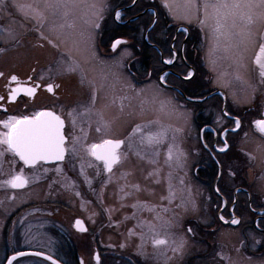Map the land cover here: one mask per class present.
Returning a JSON list of instances; mask_svg holds the SVG:
<instances>
[{"label":"flooded vegetation","instance_id":"1","mask_svg":"<svg viewBox=\"0 0 264 264\" xmlns=\"http://www.w3.org/2000/svg\"><path fill=\"white\" fill-rule=\"evenodd\" d=\"M128 1L91 20L84 43L89 50L80 59L66 50L63 36L49 35L54 29L62 33L63 22L44 19L37 27L36 12L24 0H0V133L10 117L52 112L64 121L67 149L63 161L33 169L0 146L2 264L25 252L44 253L62 264H103L107 256L112 264L114 257L104 253L116 249L117 219L132 221L123 232L151 233L144 238L152 248L159 247L155 238L166 239L165 256L175 240L159 234L175 230L180 201H187L189 237L194 244L204 237L205 252L213 251L209 264H264V133L256 126L264 120V77L255 63L264 25L251 26L248 38L229 20L231 37H218L214 21L204 23L205 0H192L199 11L156 39L141 35V29L147 30L150 17L154 28L167 23L163 12L153 1ZM17 4L26 7L21 11ZM5 28H11L12 42L4 43ZM115 41L121 43L113 50ZM169 59L174 63H165ZM115 70L123 75V99L137 114L120 136L113 124ZM186 73L193 74L191 80L183 78ZM152 80L173 97L176 137L164 158L161 143L148 141L152 133L143 99ZM105 140L122 142L121 162L111 173L86 151ZM225 140L227 150L218 152ZM153 154L164 159L157 172L163 195L148 209L146 161ZM21 172L30 179L28 187L3 184ZM25 258L52 264L34 256L13 264Z\"/></svg>","mask_w":264,"mask_h":264},{"label":"rangeland","instance_id":"2","mask_svg":"<svg viewBox=\"0 0 264 264\" xmlns=\"http://www.w3.org/2000/svg\"><path fill=\"white\" fill-rule=\"evenodd\" d=\"M146 2L153 1L154 6L158 7V11H161L165 15L164 19H167V23L164 21L159 23L156 28L154 26L148 31L149 27H142L141 35L155 36L156 39L167 37V34H172L170 27L174 23L188 21L193 12H188L185 9V5L189 3V0H144ZM214 2V0H213ZM23 3V2H22ZM24 3L30 6L36 12L35 23L39 27L40 23L45 19L50 24L59 25L64 23V28L61 33L59 29H54V33L50 32V36H63L66 43L68 52H72L73 55H77L80 59L87 57L88 48L86 47L85 40L91 35L90 25L91 20L102 19L104 10H114L119 7L123 2L121 0H24ZM67 4L68 7H46L47 4ZM135 3V1H134ZM133 3V4H134ZM192 3V0H191ZM95 5V7L93 6ZM160 8V9H159ZM115 16H119L116 11ZM112 15V14H111ZM162 16V15H161ZM120 19V16H119ZM117 20V19H116ZM153 23V22H152ZM152 25V24H151ZM6 36L4 43H9L14 40L12 37L11 28H5ZM147 31V34H146ZM35 34V33H33ZM152 36V37H153ZM11 53V48L6 50ZM167 61V60H166ZM114 78H110L111 84L114 85V98L116 105L114 107L113 124L117 136H120L125 128L128 129V125L133 119H135L136 111L135 106L129 104L123 99V90L121 87L124 80L119 75V71L114 72ZM161 77V76H160ZM121 78V79H120ZM162 81V80H161ZM166 79L162 81L164 83ZM101 83H106L105 81ZM99 83V84H101ZM107 84V83H106ZM102 86V85H101ZM107 87V86H106ZM104 89V87H102ZM107 92V91H106ZM133 99L138 100L133 97ZM172 92L166 87L162 86L157 80L148 81L146 87V96L143 99L145 115L147 119L148 131L152 133V143H161L163 149V158L167 154L168 150L173 149V144L176 135L174 132V113L172 104ZM136 102V101H132ZM139 105V104H136ZM134 106V108H133ZM159 133V135H157ZM154 134V135H153ZM159 157V156H158ZM155 154L148 155L146 161L147 177L145 178L146 196H147V208H150L151 203L159 201L162 193V186L160 179L157 176V172L161 169V165L164 159L158 158ZM162 162H161V161ZM178 211V225L174 226V231L169 233L161 232L159 235L168 236L174 238L172 248L166 252V249L159 246L152 248L150 242L146 238H149L151 233H141L140 231L123 232V228L130 226L132 221H124L123 219L116 220V249L111 253L113 259L112 264H209V258L213 251L205 252L208 247L202 243V238L197 237V244L193 242L189 237L186 230L188 223L187 220V201H180ZM165 216V215H164ZM177 216V215H176ZM168 218L165 216L164 221ZM154 223L148 222V227H154ZM173 232V233H171ZM150 234V235H149ZM185 241V245L180 251H173L180 241ZM200 240V242H199ZM1 245V241H0ZM3 251H0V264H2ZM203 253L200 256V253ZM147 257L146 258V255ZM106 260L103 264H110L109 259L105 256ZM157 260V261H156ZM18 264H34L32 259L25 258Z\"/></svg>","mask_w":264,"mask_h":264},{"label":"snow or ice","instance_id":"3","mask_svg":"<svg viewBox=\"0 0 264 264\" xmlns=\"http://www.w3.org/2000/svg\"><path fill=\"white\" fill-rule=\"evenodd\" d=\"M93 6L95 7V5ZM16 7L23 11L26 6L17 4ZM46 7L67 8L68 5L56 3L47 4ZM203 8L204 23H207L211 18L214 21V31L218 37H231L232 32L229 29V20H231V28H239L240 34L248 38L252 37L251 26L256 24L264 25V0H214V2L205 0ZM185 9L188 12L199 11V7L191 3V0L185 5ZM209 9H211V12H209ZM116 18L119 19V16L117 15ZM120 43L121 41H115L113 50ZM165 63L172 64L174 61L169 59ZM255 63L260 69V75L264 77V44H261L259 47V53L256 56ZM192 75V73H186L183 78L185 80H191ZM165 76H167V73L161 76L160 79L163 81ZM12 80L15 81L16 77H12ZM32 91L33 89H28L29 94ZM49 91H51V88H49ZM73 123L75 124V119ZM239 123L240 121L236 119L235 124L237 127ZM63 126L64 121L52 112L42 111L35 113L31 117H10L2 122V127L6 131L0 133V146H6V151L13 153L23 161L24 165L33 169L41 164V162L48 164L63 161L67 151L64 147L65 137L62 134ZM256 126L260 132L264 133V120L256 121ZM152 140V135H149L148 141L151 143ZM121 144L122 142L120 141L105 140L103 144H92L86 151L97 161H102L106 170L111 173L113 166L121 162V156L117 151ZM207 147V144H205V148ZM226 150L227 141L225 140L224 147L218 148L217 151L225 152ZM0 155H2V152H0ZM169 159H171V152L169 153ZM216 163L219 164V161H216ZM29 183L30 179L23 172L15 174L3 182L4 185L14 190L26 188ZM216 191H220L219 187L216 188ZM232 223H239V221L233 219ZM79 224L80 222L78 221V227ZM188 231L191 232L192 229L189 228ZM153 243L155 246H163L168 242L164 238H155ZM185 243V241L181 240L179 245L173 248V251L182 250ZM98 259L99 257H97Z\"/></svg>","mask_w":264,"mask_h":264},{"label":"water","instance_id":"4","mask_svg":"<svg viewBox=\"0 0 264 264\" xmlns=\"http://www.w3.org/2000/svg\"><path fill=\"white\" fill-rule=\"evenodd\" d=\"M154 24H155V21L149 27L148 31L154 26ZM37 253H38V255H37ZM29 256L40 257V258H42L44 260L49 261L52 264H62L59 261H57L55 258H53V257H51V256H49L47 254L39 253V252H25V253H23V255H22V253L13 255V256H11L9 258L7 264H9V262H11V264H13L16 260L24 258V257H29ZM13 257H15V259H13Z\"/></svg>","mask_w":264,"mask_h":264},{"label":"trees","instance_id":"5","mask_svg":"<svg viewBox=\"0 0 264 264\" xmlns=\"http://www.w3.org/2000/svg\"><path fill=\"white\" fill-rule=\"evenodd\" d=\"M133 0H129L128 3H131ZM139 5V4H138ZM159 12V11H158ZM149 22H148V25L150 26L151 23H152V17H150L149 19ZM156 28V27H155Z\"/></svg>","mask_w":264,"mask_h":264}]
</instances>
